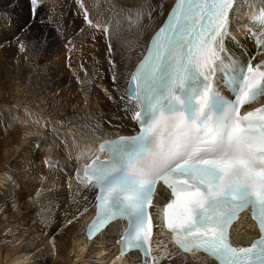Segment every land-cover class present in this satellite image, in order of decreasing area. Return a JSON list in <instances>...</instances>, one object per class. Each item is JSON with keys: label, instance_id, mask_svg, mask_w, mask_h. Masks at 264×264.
<instances>
[{"label": "snow or ice", "instance_id": "obj_1", "mask_svg": "<svg viewBox=\"0 0 264 264\" xmlns=\"http://www.w3.org/2000/svg\"><path fill=\"white\" fill-rule=\"evenodd\" d=\"M77 2L84 8L82 0ZM27 4L14 39L23 51L26 45L20 34L35 29L30 43L40 56L48 45V35L40 27L45 23L39 14L42 4L40 0ZM9 5L14 12L18 3L9 0ZM252 7L246 38L251 37L259 51L264 48V0L259 8ZM230 11H240L234 0H176L120 97L134 102L126 110L132 111L139 130L101 139L99 150L107 152V159L91 150L85 153L83 168L76 159L75 178L96 189V215L87 238L95 242L108 226L124 220L121 254L141 252L144 259L136 264H163L165 259L175 264L173 252L152 254L153 225L146 208L154 198L164 201L162 223L179 250L177 258L187 262L188 254L204 253L219 264H264V105L241 112L264 97V60L254 64L250 58L244 65L232 55L225 59L226 42L237 43L229 30ZM5 14L11 22V13ZM84 19L92 24L86 10ZM96 27L108 32L107 26ZM10 44L0 40V48ZM217 79L230 97L221 94ZM90 126L101 131L91 119ZM11 127L8 124L5 132ZM41 150L36 141L30 151ZM25 160L33 164L30 156ZM42 163L49 170L61 169V161L48 155ZM12 198L10 193L8 199ZM17 207L13 199L12 208ZM248 209L258 237L246 247L234 245L231 230Z\"/></svg>", "mask_w": 264, "mask_h": 264}, {"label": "bare ground", "instance_id": "obj_2", "mask_svg": "<svg viewBox=\"0 0 264 264\" xmlns=\"http://www.w3.org/2000/svg\"><path fill=\"white\" fill-rule=\"evenodd\" d=\"M172 1L82 0L92 21L108 27L107 34L96 30L94 23L89 25L73 0H44L39 14L45 23L40 27L48 35V45L47 52L37 56L30 43L35 29L20 34V41L26 45L23 51L14 39L27 15V0H13L18 3L14 12L9 0H0V40L11 41L10 46L0 48V185L6 184L0 191V231L5 230L0 237V264L4 257L11 259L12 264L23 262L19 253L30 250L35 252L30 264H73L84 253L85 259L79 264H136L137 254H118L119 222L110 225L95 242L86 237L87 219L95 210V195L91 187L77 181L74 165L79 157V167L83 168L87 149L99 153L100 140L112 138V133L136 132L132 111L126 110L132 109L134 102L120 97L125 95L129 74ZM260 1H234V8L239 7L240 11H230L229 30L237 43L226 42L228 51L236 56L247 55L254 64L264 60V48L256 50L253 39L246 38V25L254 10L252 5L257 6ZM48 8L50 15L58 9L60 21L65 19L68 8L72 11L66 23L55 26L47 16ZM9 12L11 22L5 14ZM53 27L58 32L54 33ZM110 60L116 62L115 67ZM113 75L117 77L115 82ZM76 80L89 90L78 86ZM109 94L113 99H109ZM90 119L99 125L100 132L90 126ZM8 124L13 127L5 132ZM25 132L30 135L25 137ZM36 141L42 150L33 154L30 150ZM81 144L85 148L76 150ZM45 155L60 158L61 169L44 167ZM26 156L31 157V166ZM13 180L17 181L16 186ZM10 193L12 199H8ZM13 199L18 205L16 209L12 208ZM161 200L155 198L154 205ZM73 217L76 219L68 225L67 220ZM231 233L233 243L242 246L258 235V229L244 214ZM156 237L154 245L173 252L175 264H217L203 253L196 257L188 254L187 262L177 258L179 250L171 233L163 228L161 218ZM12 243L15 244L11 247ZM48 251L57 253L64 262L50 258ZM106 251V263L95 262L99 259L96 256L104 257ZM163 264H168V260Z\"/></svg>", "mask_w": 264, "mask_h": 264}, {"label": "rangeland", "instance_id": "obj_3", "mask_svg": "<svg viewBox=\"0 0 264 264\" xmlns=\"http://www.w3.org/2000/svg\"><path fill=\"white\" fill-rule=\"evenodd\" d=\"M47 16H50V13H51V9L50 8H48L47 10ZM71 11H72V9L71 8H68L67 9V15L65 16V19H62L61 21L59 20V18L57 17V13L56 12H58V9H56V10H54V13H55V18H54V20H57L56 22H58V23H66L65 21H66V19H67V16H68V14H70L71 13ZM53 13V14H54ZM51 23V22H50ZM55 26H57V23H55ZM53 29H54V33H56V32H58V29H56V27H53ZM52 29V30H53ZM251 38V37H250ZM57 39V38H56ZM9 40V39H8ZM10 41V40H9ZM91 53H89L88 54V56L90 55ZM84 62L86 63L87 61H86V59L84 60ZM113 63H114V65L116 64V62L113 60L112 61ZM112 66V65H111ZM67 68H68V66H67ZM76 79V78H75ZM76 82L78 83L79 82V84H78V86H81V88H83L84 90L85 89H87V90H89V88H86L85 87V84L83 83V84H81L80 83V80H76ZM95 85V84H94ZM86 90V91H87ZM83 149V148H85V146L83 145V144H81L76 150H79V149ZM88 151L89 150H94V151H96V149H87ZM57 159H60V158H57ZM6 186V184H1L0 185V191H1V189L2 188H4ZM6 214H9L8 212H6ZM82 225V224H81ZM248 229V231H249V228H247ZM3 233H5V230L4 231H0V237H1V235H3ZM48 241H49V239H48ZM47 241V242H48ZM15 243H12V245H11V247L14 245ZM50 246H52V248H53V244L51 243L50 244ZM79 250V249H78ZM107 252H109V251H106V256H104L103 257V255H97L96 256V259H98V260H95V262L97 261V262H99V263H106V260L108 259V257H107ZM35 252L34 251H32V250H30V251H27V252H21V253H19L20 255L22 254V256L23 257H21L22 258V260H23V262H18L17 264H30L31 262H33V259H34V257H35V254H34ZM79 253H80V251H79ZM5 254H6V251H5V253L3 254V256H5ZM24 254H25V257H24ZM47 254H49L48 256H50V258H52V259H57V260H59V261H62V262H64V260H63V258L62 257H59L58 255H57V253H54L53 251H48L47 252ZM110 254V253H109ZM86 256V254L84 253V255H82L81 256V259L79 258V259H77L75 262H74V259L72 258V262H74L73 264H79L80 263V261L84 258ZM100 257H103V258H101L100 259ZM4 259L6 260H4L3 262V264H12V263H10V260L11 259H8V257H4ZM85 259V258H84ZM83 259V260H84ZM82 260V261H83ZM6 262V263H5ZM109 263V262H108ZM107 264V263H106Z\"/></svg>", "mask_w": 264, "mask_h": 264}]
</instances>
